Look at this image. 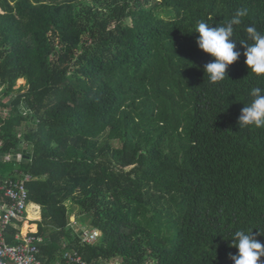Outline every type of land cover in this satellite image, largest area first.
I'll list each match as a JSON object with an SVG mask.
<instances>
[{
  "label": "trees",
  "instance_id": "obj_1",
  "mask_svg": "<svg viewBox=\"0 0 264 264\" xmlns=\"http://www.w3.org/2000/svg\"><path fill=\"white\" fill-rule=\"evenodd\" d=\"M238 10L235 39L264 33V0H0V179L30 175L45 264H234L233 233L264 234V128L237 123L264 78L237 41L209 83L194 32Z\"/></svg>",
  "mask_w": 264,
  "mask_h": 264
},
{
  "label": "clouds",
  "instance_id": "obj_2",
  "mask_svg": "<svg viewBox=\"0 0 264 264\" xmlns=\"http://www.w3.org/2000/svg\"><path fill=\"white\" fill-rule=\"evenodd\" d=\"M246 15L243 10H238L225 25L209 26L200 22L195 31L199 35L196 37L198 48L209 54V62L203 65L204 74L207 75L209 83L216 84L228 77L227 69L240 56L239 46L244 49L243 55L246 57L244 63L251 73L256 77L264 78V33L257 31L255 27L249 26L246 29L247 39L237 40L234 38L233 25L241 23V17ZM248 40L252 43L249 44ZM251 102L241 109L238 117V127L243 129L250 126L264 128V88L253 87L249 92ZM255 228V227H254ZM251 230H236L230 240V247H235V253L229 252L228 258L234 264H264L260 260L264 257V244L256 237L262 234L259 228L257 233Z\"/></svg>",
  "mask_w": 264,
  "mask_h": 264
},
{
  "label": "built area",
  "instance_id": "obj_3",
  "mask_svg": "<svg viewBox=\"0 0 264 264\" xmlns=\"http://www.w3.org/2000/svg\"><path fill=\"white\" fill-rule=\"evenodd\" d=\"M21 110L26 115L28 108L22 106ZM30 175H24L20 180L11 178L0 179V264H45L40 258L39 244L42 242L40 236L32 232L14 235L15 242H6L4 231L9 224L21 220L23 222L28 207V190L25 182ZM99 232L95 229H85L81 232L82 242L92 243L98 237ZM52 264H85L81 255L73 251H65L62 256Z\"/></svg>",
  "mask_w": 264,
  "mask_h": 264
},
{
  "label": "rangeland",
  "instance_id": "obj_4",
  "mask_svg": "<svg viewBox=\"0 0 264 264\" xmlns=\"http://www.w3.org/2000/svg\"><path fill=\"white\" fill-rule=\"evenodd\" d=\"M20 79V78H19ZM19 79L17 80V82H16V85H15V88H18L20 85H23V84H25V82H26V80L24 79V78H21L22 80L21 81H19ZM15 156H12V157H10V159L11 158H14ZM66 205H67V207L69 208V209H71V214L69 215V221L71 222V223H76V225H74V228L77 230V227H78V225L77 224H80V221H79V219H78V217H76V216H78V207L77 206H75L73 203H72V201H67L66 202ZM31 206V202H29L28 203V207H27V210H26V216H25V218H24V220H23V222H22V225L23 224H25V223H29L30 221L28 220L29 218V213L30 212H33V209H30L29 207ZM33 206H35V207H37V208H39V206L38 205H33ZM38 212H39V209H38ZM71 217H73V220L71 219ZM31 220V219H30ZM83 222H82V226H84V227H87V221L86 220H82ZM21 225V228H23V226ZM82 226H80V227H82ZM119 261H114V262H111L110 264H119L118 263Z\"/></svg>",
  "mask_w": 264,
  "mask_h": 264
},
{
  "label": "crops",
  "instance_id": "obj_5",
  "mask_svg": "<svg viewBox=\"0 0 264 264\" xmlns=\"http://www.w3.org/2000/svg\"><path fill=\"white\" fill-rule=\"evenodd\" d=\"M19 155H16L15 157L17 158ZM31 205H37V204H35V203H31ZM39 206V205H38ZM39 212H38V218L37 219H35V220H30V219H28L30 222L28 223V224H30V225H33L34 226V229H31V228H28L27 229V231L26 232H32V233H34V234H36V231H37V223L36 222H39L40 220H41V209H40V206H39ZM21 230H22V228H21ZM25 232V233H26ZM23 233V232H22ZM24 234V233H23Z\"/></svg>",
  "mask_w": 264,
  "mask_h": 264
},
{
  "label": "bare ground",
  "instance_id": "obj_6",
  "mask_svg": "<svg viewBox=\"0 0 264 264\" xmlns=\"http://www.w3.org/2000/svg\"><path fill=\"white\" fill-rule=\"evenodd\" d=\"M19 79V78H18ZM22 79L20 78L19 81H21ZM23 228H22V232L25 233L27 231L28 228H31V229H34V226L33 225H30L28 223H25L22 225Z\"/></svg>",
  "mask_w": 264,
  "mask_h": 264
}]
</instances>
